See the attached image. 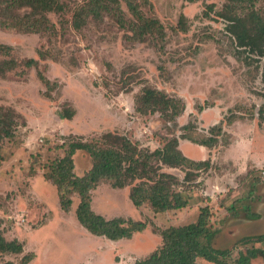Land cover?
Returning a JSON list of instances; mask_svg holds the SVG:
<instances>
[{
	"label": "rangeland",
	"instance_id": "1",
	"mask_svg": "<svg viewBox=\"0 0 264 264\" xmlns=\"http://www.w3.org/2000/svg\"><path fill=\"white\" fill-rule=\"evenodd\" d=\"M60 1L63 9L48 14L52 34L0 27V47L11 48L0 52V63L15 64L0 74V106L19 123L2 145L0 231L24 246L19 254H1L0 264H21L30 254L29 264H135L162 245V231L196 222L206 206L209 225L219 231L214 246L232 252L229 262L254 246L264 248V242L245 241L264 234V56L238 46L224 18L231 11L227 0H134L163 31L140 41L132 29L136 18L123 0L124 21L104 11L87 17L81 29L73 25L75 12L90 0ZM30 59L38 61L36 67L26 66ZM147 88L181 99L184 112L175 121L139 113L136 101ZM68 109L75 113L71 119L62 116ZM213 128L219 134L214 147L191 140L209 138ZM110 132L150 151L177 137L185 156L210 162L191 168L190 182L184 180L186 169L164 168L182 181L179 189L190 198L182 210L157 212L149 203L137 208L130 186L113 188L109 181L92 190L97 214L146 222L144 231L119 241L95 236L80 224V197L66 185L72 205L69 212L62 209L52 171L73 140ZM92 164L89 154L78 151L75 175H86ZM248 210L260 218H248Z\"/></svg>",
	"mask_w": 264,
	"mask_h": 264
},
{
	"label": "trees",
	"instance_id": "2",
	"mask_svg": "<svg viewBox=\"0 0 264 264\" xmlns=\"http://www.w3.org/2000/svg\"><path fill=\"white\" fill-rule=\"evenodd\" d=\"M131 14L136 18L133 22L135 40L140 41L149 33H162V26L157 20L148 19L141 12L139 4L134 0H123ZM191 2L196 0H189ZM119 0H90L82 7L77 8L73 25L81 29L87 17L99 18L102 12H115L120 21L122 11ZM227 7L231 10L224 18L229 22L228 28L235 37L239 47L249 49L252 54L264 56V0H227ZM29 9L28 14L19 12ZM63 9L60 0H0V27L16 30L22 33H54V25L48 18L51 12ZM125 25V22H123ZM10 47H0V52L7 53ZM26 66L36 67L38 61L30 59ZM15 66L13 61L0 63V74ZM47 87L50 82L41 75ZM137 111L141 114L160 113L167 119L175 121L185 110L181 99L169 97L166 93L156 89H144L138 96ZM73 110L63 111L65 119L74 116ZM261 119L264 121V106L261 109ZM19 126L17 115L3 106H0V163L4 157L2 145L11 140ZM217 129H211L212 136L203 140H191L206 147H214L218 142ZM222 132L221 128H218ZM183 139H187L183 137ZM78 151H84L92 158V168L84 176L74 173V156ZM209 161H195L185 156L179 148V138L168 140L163 148L150 151L142 149L128 137L106 133L90 141L80 138L73 140L62 158L55 160L52 171L59 189L60 204L64 211L71 210L72 200L63 191L66 185L78 193L80 203L76 215L80 224L91 234L105 237L112 241L131 239L137 232L147 228L146 222L115 217L107 219L97 214L92 208L91 192L104 181L111 182L113 188L123 189L130 186L129 198L137 208L149 203L157 212L182 210L189 206L190 198L185 189L180 190L182 181L174 174L163 171L165 167L186 169L185 182L192 181L191 168L200 169L209 167ZM47 175V174H45ZM48 177V175H47ZM62 184V186H61ZM248 218L258 219V214L246 212ZM211 212L206 206L201 209L196 222L187 225L170 227L161 232L162 245L148 258L137 261L135 264H198L203 259L211 264H252V260L261 257L264 260V248L252 247L246 253L240 252L233 262L232 252L229 249H218L214 241L219 231L209 225ZM247 243L264 242V234L249 237ZM23 244L18 240L8 241L0 231V255L19 254L23 251ZM34 259L30 254L22 259L21 264H29ZM3 264H13L11 261Z\"/></svg>",
	"mask_w": 264,
	"mask_h": 264
}]
</instances>
